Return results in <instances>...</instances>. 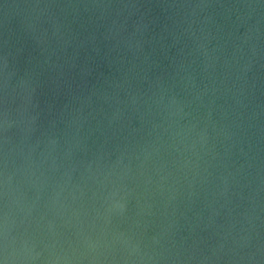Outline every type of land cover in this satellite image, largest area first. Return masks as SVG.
<instances>
[{
    "label": "water",
    "instance_id": "1",
    "mask_svg": "<svg viewBox=\"0 0 264 264\" xmlns=\"http://www.w3.org/2000/svg\"><path fill=\"white\" fill-rule=\"evenodd\" d=\"M0 264H264V0H0Z\"/></svg>",
    "mask_w": 264,
    "mask_h": 264
}]
</instances>
